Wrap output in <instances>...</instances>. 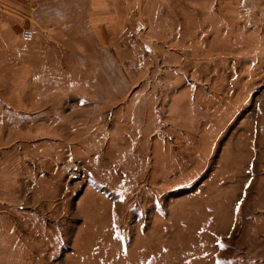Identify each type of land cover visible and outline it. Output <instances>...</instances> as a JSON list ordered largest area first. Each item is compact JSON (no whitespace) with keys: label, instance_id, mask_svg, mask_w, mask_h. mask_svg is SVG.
Instances as JSON below:
<instances>
[{"label":"rangeland","instance_id":"obj_1","mask_svg":"<svg viewBox=\"0 0 264 264\" xmlns=\"http://www.w3.org/2000/svg\"><path fill=\"white\" fill-rule=\"evenodd\" d=\"M117 2L0 42V264H264V0Z\"/></svg>","mask_w":264,"mask_h":264},{"label":"crops","instance_id":"obj_2","mask_svg":"<svg viewBox=\"0 0 264 264\" xmlns=\"http://www.w3.org/2000/svg\"><path fill=\"white\" fill-rule=\"evenodd\" d=\"M123 16L117 0H0V42L21 43L24 28L41 31L51 25H86L92 33L104 35L109 29L110 40L117 42ZM123 33L124 28L119 35Z\"/></svg>","mask_w":264,"mask_h":264},{"label":"built area","instance_id":"obj_3","mask_svg":"<svg viewBox=\"0 0 264 264\" xmlns=\"http://www.w3.org/2000/svg\"><path fill=\"white\" fill-rule=\"evenodd\" d=\"M37 33L38 31L35 28L26 29L22 33V39L27 43L33 42L36 39Z\"/></svg>","mask_w":264,"mask_h":264}]
</instances>
